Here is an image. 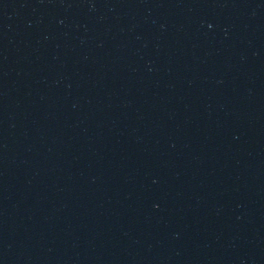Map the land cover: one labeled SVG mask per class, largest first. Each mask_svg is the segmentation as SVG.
<instances>
[{
    "label": "water",
    "instance_id": "95a60500",
    "mask_svg": "<svg viewBox=\"0 0 264 264\" xmlns=\"http://www.w3.org/2000/svg\"><path fill=\"white\" fill-rule=\"evenodd\" d=\"M0 264H264V0H0Z\"/></svg>",
    "mask_w": 264,
    "mask_h": 264
}]
</instances>
